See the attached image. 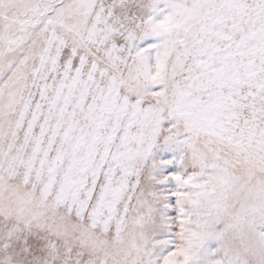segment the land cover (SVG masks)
Here are the masks:
<instances>
[{
  "label": "snow or ice",
  "instance_id": "obj_1",
  "mask_svg": "<svg viewBox=\"0 0 264 264\" xmlns=\"http://www.w3.org/2000/svg\"><path fill=\"white\" fill-rule=\"evenodd\" d=\"M0 264H264V0H0Z\"/></svg>",
  "mask_w": 264,
  "mask_h": 264
}]
</instances>
